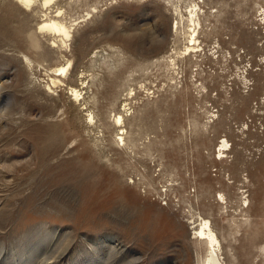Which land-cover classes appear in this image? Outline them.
<instances>
[{
	"label": "rangeland",
	"instance_id": "rangeland-1",
	"mask_svg": "<svg viewBox=\"0 0 264 264\" xmlns=\"http://www.w3.org/2000/svg\"><path fill=\"white\" fill-rule=\"evenodd\" d=\"M51 8L76 23L66 47L0 0V264H195L191 216L225 264H264V0Z\"/></svg>",
	"mask_w": 264,
	"mask_h": 264
},
{
	"label": "bare ground",
	"instance_id": "bare-ground-1",
	"mask_svg": "<svg viewBox=\"0 0 264 264\" xmlns=\"http://www.w3.org/2000/svg\"><path fill=\"white\" fill-rule=\"evenodd\" d=\"M19 6L28 10H33L34 7L40 9V21L37 24V32L42 33L43 35L48 34L53 36V41L60 43L66 47V42L72 37L73 26L76 25L73 21L72 24L67 25L66 22L62 20L63 11L61 9L53 10L51 6L56 0H14ZM53 10V15L50 10ZM178 12V11H176ZM89 15V14H87ZM180 21H184L183 15L178 13ZM200 7L194 4L190 10L187 12L186 28H189L184 33L185 39V55L187 54H197L202 51V48L198 42V30L200 28ZM260 21L264 24V14L261 16ZM183 23V22H182ZM261 24V23H260ZM178 23L175 24V29ZM46 33V34H44ZM50 37V36H49ZM55 42L53 44H55ZM67 62V61H66ZM171 64L174 66V60H171ZM171 65V66H172ZM71 67V62L68 61L66 66H58L52 72L55 76H66ZM82 78V76H81ZM59 80L51 79L50 83L52 85L58 83ZM61 83V82H60ZM2 85H0L1 90ZM84 88V82L81 80L80 84L77 87H69L68 91L70 96L74 98L75 101H79L81 96V89ZM2 92V91H1ZM89 122H92L93 116L89 115ZM114 123L117 126H121L124 123V116L118 114L114 116ZM122 132V131H121ZM119 141H122L120 138ZM227 151V141L222 140L220 143V148L218 151L219 155H222L224 151ZM222 197V196H221ZM220 197V198H221ZM192 227L193 239L203 248L204 255L196 256L195 264H225L223 258H221L222 247L221 243L212 227V224L209 220L198 216V218H192Z\"/></svg>",
	"mask_w": 264,
	"mask_h": 264
}]
</instances>
